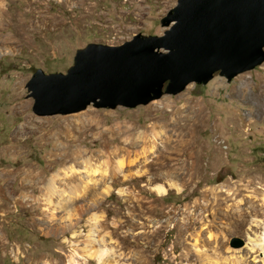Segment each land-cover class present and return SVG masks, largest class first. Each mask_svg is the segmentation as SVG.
<instances>
[{"label":"rangeland","instance_id":"1","mask_svg":"<svg viewBox=\"0 0 264 264\" xmlns=\"http://www.w3.org/2000/svg\"><path fill=\"white\" fill-rule=\"evenodd\" d=\"M176 3L0 0V264H264V214L247 200L264 189V63L135 107L33 111L26 84L38 68L67 73L89 43L162 34ZM82 116L92 130L80 140L53 137ZM59 142L58 152L90 148L93 195L70 198L85 163L52 155ZM75 168L76 179L64 174Z\"/></svg>","mask_w":264,"mask_h":264},{"label":"water","instance_id":"2","mask_svg":"<svg viewBox=\"0 0 264 264\" xmlns=\"http://www.w3.org/2000/svg\"><path fill=\"white\" fill-rule=\"evenodd\" d=\"M162 34L77 50L67 73L38 68L26 86L38 115L135 107L216 73L231 81L264 63V0H177Z\"/></svg>","mask_w":264,"mask_h":264},{"label":"bare ground","instance_id":"3","mask_svg":"<svg viewBox=\"0 0 264 264\" xmlns=\"http://www.w3.org/2000/svg\"><path fill=\"white\" fill-rule=\"evenodd\" d=\"M260 96H262L264 98V94L263 93H260ZM262 105L264 106V100L262 101ZM262 107V106H261ZM264 110V109H263ZM91 112L90 111H87L86 113V116L85 117H89V114ZM85 114V113H84ZM86 118H84L83 116L82 117H78L77 118V122L74 121V123L71 124V126H66L65 127V130H60L57 134L53 135L54 138H57V139H62L63 141H68V140H80L79 139V136H75V133L78 132L79 134L82 133V132H87L88 130H92V126L91 124H89L86 120ZM93 125V124H92ZM95 128V126H94ZM93 128V129H94ZM60 141V140H59ZM62 142V141H60ZM59 142L58 143H55L53 144V148H52V155H57V157L61 160V161H67V160H75V162L77 160H80V158H83V160L80 162H83L85 163L83 168H82V172L81 173H84V174H81L80 176V184L78 186L82 187L81 189V194H78V193H75L74 195L71 193L70 195V198H74V197H86L87 196H91L94 194V191H90L89 188L90 187H93L96 185L97 181H96V178H94V171L95 169L93 170H90L89 167L91 164L90 161H91V156L89 157H86L85 154L86 152L88 151V149H90L88 146V149L86 150H83V149H75V150H70L67 152V150H65L64 152H58L56 149L58 148V146L61 144ZM63 143V142H62ZM66 144V143H65ZM81 144V143H80ZM60 147V146H59ZM88 153V152H87ZM113 154L115 155H118L117 152H113ZM112 154V155H113ZM111 159V158H110ZM114 159V158H113ZM79 162V161H78ZM120 164H122V162H120ZM73 166L75 167V165L73 164ZM68 168H71V167H68ZM77 170H80L79 168H75V169H70L69 172H64L65 175L67 176H70L72 177V179H76L78 177V171ZM62 170L58 171L53 177H51V179H49L50 181L47 183L46 185V189L48 190V194L49 196H47V200L52 202L51 201V197L56 193V190L54 188L55 186V182H56V179L59 178V176L61 175V172ZM45 174L43 176H41L40 178H38L39 182L43 181L45 178ZM71 180V179H70ZM256 184L255 182V179H251L247 182L246 184V187H251V186H254ZM176 187L179 191L181 190L180 187L178 186H174ZM154 189L160 194V195H164V194H167L168 192V189L166 186L164 185H155L154 186ZM243 189L242 188H237L236 191H234V194L238 195L240 194V191H242ZM80 193V192H79ZM63 194V193H62ZM224 194V193H223ZM229 197V195H227V198ZM71 199V200H72ZM83 200V199H82ZM247 200L249 202H255V203H258V204H253L252 207H251V211H254L256 213H262L264 214V189H262L261 187H256V185L254 186V194H252L251 196H247ZM69 201V200H68ZM66 201V202H68ZM73 201V200H72ZM72 201H69L68 204L67 203H61V208H68L69 206H72ZM77 201V200H76ZM81 201V200H80ZM78 202V201H77ZM261 202V203H259ZM60 205V204H59ZM260 206V207H259ZM59 207V206H58ZM74 208V206H73ZM261 210H263L261 212ZM69 216L70 217H75L76 216V213H69ZM69 217V218H70ZM73 217V218H74ZM260 237V241L257 242V245L263 249L264 251V230L263 232L261 233V235L259 236ZM96 244V241L95 239L91 240V241H88L87 243V247L89 249H92ZM87 249V250H89ZM85 252V251H84ZM104 252H107L106 249H104ZM77 255L80 257L82 255V253H79L77 252ZM90 255L92 257H95L97 254H93L92 252L90 253ZM84 257V256H83ZM99 257L101 258L102 257V254L100 253L99 254ZM264 261V260H263ZM71 264H77L76 261H73Z\"/></svg>","mask_w":264,"mask_h":264}]
</instances>
